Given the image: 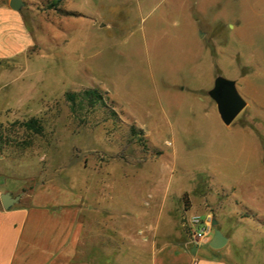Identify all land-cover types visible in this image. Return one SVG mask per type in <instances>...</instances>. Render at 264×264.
Wrapping results in <instances>:
<instances>
[{
    "label": "rangeland",
    "instance_id": "374dc122",
    "mask_svg": "<svg viewBox=\"0 0 264 264\" xmlns=\"http://www.w3.org/2000/svg\"><path fill=\"white\" fill-rule=\"evenodd\" d=\"M23 1L33 45L1 77L0 188L58 184L115 214L151 198L161 238L210 212L228 264H264V0H66L83 11L63 25L52 0ZM217 73L246 102L228 125L203 91ZM89 87L104 103L71 108Z\"/></svg>",
    "mask_w": 264,
    "mask_h": 264
},
{
    "label": "crops",
    "instance_id": "0c3cea01",
    "mask_svg": "<svg viewBox=\"0 0 264 264\" xmlns=\"http://www.w3.org/2000/svg\"><path fill=\"white\" fill-rule=\"evenodd\" d=\"M64 1L57 7L71 14L63 15L62 25L83 11L63 7ZM32 45L21 8H10L8 0L0 2V88L6 85L1 83L5 71L27 59ZM218 77L215 74L212 86L203 91L210 92ZM140 191L131 194L136 197ZM112 199L106 196L102 202L95 198L86 202L81 193L52 184L27 198L20 195L8 208L0 203V264H228L219 249L209 245L214 228L202 241L179 232L161 238L158 226L143 221L156 211L150 206L151 198H142V206L117 214ZM96 214L108 220L97 222ZM214 219L217 224L219 219ZM204 244L210 251L201 248Z\"/></svg>",
    "mask_w": 264,
    "mask_h": 264
},
{
    "label": "water",
    "instance_id": "95a60500",
    "mask_svg": "<svg viewBox=\"0 0 264 264\" xmlns=\"http://www.w3.org/2000/svg\"><path fill=\"white\" fill-rule=\"evenodd\" d=\"M23 0H8V6L12 9L19 10L24 6ZM209 96L216 104L217 112L224 124H230L240 111L244 108L246 102L237 91L232 80L218 77L215 80L213 89L210 90ZM264 161V155H263ZM20 194L12 195L9 191H4L0 194V203L4 208H8L13 203L19 200ZM216 225V220L212 221ZM227 242V236L220 229L214 227L213 235L209 245L213 249H218L224 246Z\"/></svg>",
    "mask_w": 264,
    "mask_h": 264
},
{
    "label": "trees",
    "instance_id": "16d2710c",
    "mask_svg": "<svg viewBox=\"0 0 264 264\" xmlns=\"http://www.w3.org/2000/svg\"><path fill=\"white\" fill-rule=\"evenodd\" d=\"M61 0H52L50 3V7L56 6L58 2ZM65 98L71 103V108H75L76 106H88L94 107L96 104H103V97L99 90L96 87H89L82 89L80 91H67L65 93ZM36 119L30 118L26 124L29 127L36 126ZM136 133L141 134V129H136Z\"/></svg>",
    "mask_w": 264,
    "mask_h": 264
},
{
    "label": "built area",
    "instance_id": "2783aa9c",
    "mask_svg": "<svg viewBox=\"0 0 264 264\" xmlns=\"http://www.w3.org/2000/svg\"><path fill=\"white\" fill-rule=\"evenodd\" d=\"M213 217L210 212L205 213L204 216L199 214L191 215L188 218V230L192 239L195 241H202L208 238L213 229Z\"/></svg>",
    "mask_w": 264,
    "mask_h": 264
}]
</instances>
